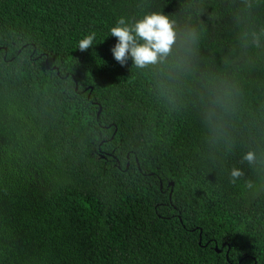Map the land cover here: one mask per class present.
Masks as SVG:
<instances>
[{"label":"trees","instance_id":"trees-1","mask_svg":"<svg viewBox=\"0 0 264 264\" xmlns=\"http://www.w3.org/2000/svg\"><path fill=\"white\" fill-rule=\"evenodd\" d=\"M177 9L0 0V264H264V59L225 65L233 32L209 24L200 68L240 89L215 133L199 82L167 95L114 59L120 17Z\"/></svg>","mask_w":264,"mask_h":264},{"label":"clouds","instance_id":"clouds-1","mask_svg":"<svg viewBox=\"0 0 264 264\" xmlns=\"http://www.w3.org/2000/svg\"><path fill=\"white\" fill-rule=\"evenodd\" d=\"M178 9L172 14L148 11L132 20L120 17L111 27L117 39L112 49L114 59L124 66L129 58L138 69H153L161 78L158 86L172 95L185 83L199 82L200 99L205 105V121L215 133L223 131L225 117L235 110L240 94L234 78L219 76L200 68L201 44L209 24L227 21L234 35V46L224 58L225 65L243 62L254 66L264 59V0H176ZM211 9V11H210ZM96 33L78 42L80 51L93 46ZM243 160L257 162L256 153L247 152ZM235 184L244 173L231 170ZM248 187L252 184L249 182Z\"/></svg>","mask_w":264,"mask_h":264},{"label":"water","instance_id":"water-1","mask_svg":"<svg viewBox=\"0 0 264 264\" xmlns=\"http://www.w3.org/2000/svg\"><path fill=\"white\" fill-rule=\"evenodd\" d=\"M54 69L56 70V68H54ZM171 186L174 187V184L172 183ZM216 251H217L218 253L221 252V251L218 250V248H216Z\"/></svg>","mask_w":264,"mask_h":264}]
</instances>
